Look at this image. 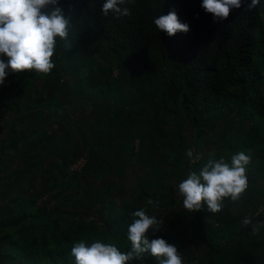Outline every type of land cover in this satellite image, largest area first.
Returning a JSON list of instances; mask_svg holds the SVG:
<instances>
[{"label": "trees", "instance_id": "obj_1", "mask_svg": "<svg viewBox=\"0 0 264 264\" xmlns=\"http://www.w3.org/2000/svg\"><path fill=\"white\" fill-rule=\"evenodd\" d=\"M103 2L59 0L70 27L66 40L57 38L55 67L6 70L0 84L15 115L0 139V264H75L70 250L81 239L127 252L133 211L172 209V188L158 176L180 182L209 158L230 162L240 151L251 157L241 198H224L216 213L202 204L182 208L184 221L176 215L199 257L190 258L177 226L162 224L148 236L184 251V264H264V0L222 22L202 0H134L126 5L131 15L119 19L102 14ZM173 9L189 31L169 37L153 20ZM59 114L86 128L79 146L44 130ZM180 124L192 132L186 144ZM189 148L198 159L186 156ZM123 157L145 179L137 202L116 194L124 190ZM102 170L117 173L90 185ZM245 218L252 224L244 226ZM131 264L156 261L145 253Z\"/></svg>", "mask_w": 264, "mask_h": 264}, {"label": "clouds", "instance_id": "obj_2", "mask_svg": "<svg viewBox=\"0 0 264 264\" xmlns=\"http://www.w3.org/2000/svg\"><path fill=\"white\" fill-rule=\"evenodd\" d=\"M260 0H202L201 8L212 15L214 22L226 20L234 9L245 8L251 11ZM134 0H104L101 12L104 16L112 13L117 19L131 15L126 6ZM159 31L169 37L177 32L187 33L189 26L181 23L175 12L159 15L153 20ZM70 18L66 17L59 6V0H0V84H3L8 72L20 73L35 70L49 74L55 67L52 60L57 38L66 40L69 34ZM190 160L194 157L191 148L186 150ZM251 157L244 151L231 156L230 162L223 157L209 158L199 171H190L177 186L183 198V208L187 211H199L202 204L207 210L216 213L222 210L224 198L237 201L248 188L246 175ZM149 204L153 201L149 200ZM163 220L150 216L140 208L131 213V223L127 227V240L131 248L121 252L115 245L100 240L88 244L81 239L71 247L75 264H131L142 259L145 253L155 258L156 264H184L178 249L163 238L149 239L148 233L159 232ZM252 224L251 218H245L243 225ZM261 224L252 226V232L259 231Z\"/></svg>", "mask_w": 264, "mask_h": 264}, {"label": "rangeland", "instance_id": "obj_3", "mask_svg": "<svg viewBox=\"0 0 264 264\" xmlns=\"http://www.w3.org/2000/svg\"><path fill=\"white\" fill-rule=\"evenodd\" d=\"M95 55V54H94ZM96 57V55H95ZM36 91V89H35ZM34 91V92H35ZM2 97V93L0 91V139L4 138L7 134V131L10 127V123L15 119V115L13 113V111L9 108L8 102H7V98L4 97V99L1 98ZM24 106H26V102L24 103ZM5 112V113H3ZM51 116V121L50 124H47L44 128V130L49 133L50 135H54V136H70L72 137V140L69 142V145H77L79 146L81 144L80 142V138H79V133H86V128L84 127V125L79 122H72L69 119H66L64 115L59 114L58 116L54 115H50ZM39 119H41V117L38 116ZM67 120V121H66ZM58 123L62 124V129L61 131L56 128V126L58 125ZM65 125H67V128L65 127ZM177 128H179L181 130V133L184 137H185V141L184 143L186 144L189 140H190V135H192L189 131V133H187L186 131V126L180 124L177 126ZM168 129L171 130L172 126L169 125ZM185 129V131L183 130ZM188 129H190L188 127ZM174 138V136H172ZM65 138V137H64ZM206 144L212 143L209 139L203 140ZM71 148L69 147L68 150H70ZM71 157H72V153ZM210 155V154H208ZM197 157L199 158V155H197ZM123 161V168L125 170H123V174H122V178L119 181L121 183V185L123 186L124 190H121L119 193H116L118 195H124L130 196L131 199L134 202L136 201V193H137V184L139 183H145V179H143L141 177V175H139L136 179V176L138 175L136 169L134 166H128L127 164V160L125 157L122 158ZM81 167V163L79 164V167L76 165L74 167V170L77 169L79 170V168ZM117 173V171H112L111 175H108V171L107 170H102L101 172L89 176V183L90 185H96V183L100 180H106L109 176H114ZM96 176V177H95ZM95 177V178H94ZM169 177V176H168ZM168 177H164V178H160V176L157 177V179L162 180V187L163 186H171L172 191H173V197H174V201H172V209H170L169 211L167 210H162V209H154L152 208V212L150 213V216H156L157 219L163 220V224H167V225H174L177 226L178 229L180 230V232H183V236L182 238H185V243L187 246H190L189 250H191V254H190V258L196 259L197 257H199V252L196 250H192L193 246L191 245V240L189 238V234L185 233L184 228L180 227L176 221V215H178L182 221L185 220V217L183 216V214H181V210L183 208V203L182 200L183 198L179 195L178 190H177V186L179 181H174L173 179L169 181H166V179H168ZM264 183V181H263ZM97 187V186H96ZM17 192V191H16ZM57 194V192H55ZM114 202L116 204H118V201L116 199H113ZM47 201L49 204H53L55 202V198L54 196H49L47 198ZM252 206L255 205H245L244 207L247 208L248 210L252 209ZM258 207V206H256ZM259 211V209L257 210ZM256 211V212H257ZM154 212H158V213H154ZM256 212L253 213L252 218H255L257 216ZM249 216V215H248ZM250 217V216H249ZM243 223V220H242ZM209 226L212 228L214 226V222H208ZM181 251V249H180ZM184 252V251H183ZM183 252H180L181 255H183Z\"/></svg>", "mask_w": 264, "mask_h": 264}]
</instances>
